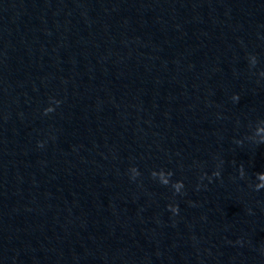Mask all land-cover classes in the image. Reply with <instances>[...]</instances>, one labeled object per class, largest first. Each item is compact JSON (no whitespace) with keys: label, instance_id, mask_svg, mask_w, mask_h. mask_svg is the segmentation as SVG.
I'll return each mask as SVG.
<instances>
[{"label":"water","instance_id":"water-1","mask_svg":"<svg viewBox=\"0 0 264 264\" xmlns=\"http://www.w3.org/2000/svg\"><path fill=\"white\" fill-rule=\"evenodd\" d=\"M261 172L264 0H0V264H264Z\"/></svg>","mask_w":264,"mask_h":264},{"label":"clouds","instance_id":"clouds-1","mask_svg":"<svg viewBox=\"0 0 264 264\" xmlns=\"http://www.w3.org/2000/svg\"><path fill=\"white\" fill-rule=\"evenodd\" d=\"M234 99H238V97H233ZM57 103H59L57 101ZM53 109L51 107H49L48 109H45L46 112L48 111H52ZM131 171L134 173L133 174V178H135L136 176L139 175V171L138 169H136L135 167H133L131 169ZM160 172H162L166 177V181H161L163 184H168L170 182L169 178L170 176L172 175V173L169 171V172H165L163 169L160 170ZM156 171H153L152 175L154 177H156ZM215 176H219L220 173L219 171L215 172L214 173ZM240 175L243 176L244 175V170H243V166H241V169H240ZM264 172H261V173H257V180H258V183L255 185V187L257 189H260V188H264ZM173 187L174 189L179 192L182 188H183V181H176L174 184H173ZM169 208H171V210L175 213V212H178V207L177 206H174V205H169Z\"/></svg>","mask_w":264,"mask_h":264}]
</instances>
